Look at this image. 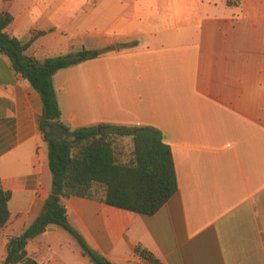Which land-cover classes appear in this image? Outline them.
I'll return each mask as SVG.
<instances>
[{"label":"crops","instance_id":"crops-1","mask_svg":"<svg viewBox=\"0 0 264 264\" xmlns=\"http://www.w3.org/2000/svg\"><path fill=\"white\" fill-rule=\"evenodd\" d=\"M0 11L37 60L100 52L52 75L63 124L152 126L170 147L177 189L151 215L63 199L92 249L114 264H150L136 245L162 264H264V0H0ZM41 113L0 53V188L10 192L0 264L7 236L50 193ZM25 250L35 264H92L54 224Z\"/></svg>","mask_w":264,"mask_h":264},{"label":"trees","instance_id":"trees-1","mask_svg":"<svg viewBox=\"0 0 264 264\" xmlns=\"http://www.w3.org/2000/svg\"><path fill=\"white\" fill-rule=\"evenodd\" d=\"M238 0H226L227 5ZM12 16L0 11V53L10 67L39 93L42 113L38 129L48 146L51 188L42 210L18 235L7 236L2 264H35L25 250L27 240L54 224L65 229L92 264H114L92 249L69 224L64 198L81 196L139 214L151 215L176 191L177 183L171 150L159 129L146 126L100 124L70 128L60 121V108L52 75L63 68L91 59L99 51L80 49L74 53L37 60L24 53L29 42L9 35L5 28ZM114 136H129L131 150L126 159L116 156ZM119 155V153H118ZM10 192L0 188V227L9 217ZM134 252L150 264H162L151 252L136 245Z\"/></svg>","mask_w":264,"mask_h":264},{"label":"rangeland","instance_id":"rangeland-1","mask_svg":"<svg viewBox=\"0 0 264 264\" xmlns=\"http://www.w3.org/2000/svg\"><path fill=\"white\" fill-rule=\"evenodd\" d=\"M116 45L117 44H114L115 47H116ZM113 147H114L116 156H119L122 153L124 155H126V153H128V155H129V152L128 151H130V145H129V142L128 141L126 142V141H123V140H121L119 138L118 142L113 143ZM118 153H119V155H118ZM123 159H126V158H122L121 160H123Z\"/></svg>","mask_w":264,"mask_h":264},{"label":"water","instance_id":"water-1","mask_svg":"<svg viewBox=\"0 0 264 264\" xmlns=\"http://www.w3.org/2000/svg\"><path fill=\"white\" fill-rule=\"evenodd\" d=\"M116 47H118V45H116Z\"/></svg>","mask_w":264,"mask_h":264}]
</instances>
